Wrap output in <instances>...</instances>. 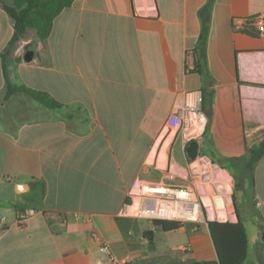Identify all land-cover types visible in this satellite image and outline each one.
I'll list each match as a JSON object with an SVG mask.
<instances>
[{"label": "crops", "instance_id": "obj_1", "mask_svg": "<svg viewBox=\"0 0 264 264\" xmlns=\"http://www.w3.org/2000/svg\"><path fill=\"white\" fill-rule=\"evenodd\" d=\"M12 5L0 0V264L198 260L197 246L199 260L216 259L207 223L164 231L120 215L134 182L187 185L204 160L241 177L247 202L236 211L256 216L264 252V152L246 170L251 148L264 145V34L249 23L264 0H74L43 43L27 29L9 47ZM187 50L198 55L195 70ZM8 84L62 105L7 96ZM198 94L207 122L190 160L168 118Z\"/></svg>", "mask_w": 264, "mask_h": 264}, {"label": "built area", "instance_id": "obj_2", "mask_svg": "<svg viewBox=\"0 0 264 264\" xmlns=\"http://www.w3.org/2000/svg\"><path fill=\"white\" fill-rule=\"evenodd\" d=\"M249 23L256 28L260 35L264 34V14L252 17ZM184 60L187 69L194 70L198 62V55L195 51L187 50ZM201 102L200 94L192 100L187 97L178 110L168 118V124L177 130L185 144L193 139H200L205 130L207 118L202 111ZM213 176L212 173H202L196 168H192L188 175L190 183L183 186L136 181L128 189L129 200L122 206L120 215L148 221L164 220L194 225L202 222L207 223L214 219L226 220L229 204L227 202L222 207L216 208L215 197L223 190L224 184L230 186V183L227 180L212 182V188L216 193L213 192V196H210L207 184L211 183ZM221 210L225 212L223 217L218 215V211ZM33 214L34 210L32 209L19 211L16 222L22 224ZM91 235L99 239L96 232H92ZM100 251L112 257L111 250L104 241L101 242Z\"/></svg>", "mask_w": 264, "mask_h": 264}, {"label": "trees", "instance_id": "obj_3", "mask_svg": "<svg viewBox=\"0 0 264 264\" xmlns=\"http://www.w3.org/2000/svg\"><path fill=\"white\" fill-rule=\"evenodd\" d=\"M74 0H12V6L7 11L13 21V34L9 42V47L15 45L23 36L27 29H33L36 33L35 43H43L48 37L54 18L69 7ZM209 4L213 0H208ZM206 29L203 28L200 38L199 57L204 56V46L206 42ZM198 62L195 69L197 68ZM194 69V70H195ZM16 92H25L34 100L48 108H59L62 104L51 98L47 93L33 90L23 85H7V96ZM264 152V145L251 148V158L246 164V170L251 175L254 163ZM235 221L210 220L207 222L208 230L216 252L214 260H182L178 257H168L160 260L137 259L123 264H243L248 251V234L238 210ZM155 227H160L164 231L176 230L180 223L164 220L150 221ZM151 231L144 235L151 239ZM264 264V255L262 263Z\"/></svg>", "mask_w": 264, "mask_h": 264}, {"label": "rangeland", "instance_id": "obj_4", "mask_svg": "<svg viewBox=\"0 0 264 264\" xmlns=\"http://www.w3.org/2000/svg\"><path fill=\"white\" fill-rule=\"evenodd\" d=\"M205 166L207 167L206 169L209 171H206L204 168ZM228 168H232L230 164H227ZM194 169L196 168L197 171L199 172H207V173H212L214 176L211 180V183L208 185L207 184V189L210 193V196H213L214 189L212 188V182L216 181H225L227 180L230 183V186L228 184L223 185V193H219L217 197H215V204L219 206V202L222 203V201L218 197H222L224 204L228 202L227 206V219L226 220H220V221H235L236 220V208L240 210L242 207L246 205L247 202V191L245 190L244 183L241 181V177L237 175V177H231V175L227 174L224 171H220L219 169H214V166L212 163H210L207 160H204L201 163H196L193 167ZM205 170V171H204ZM216 193V192H214ZM219 201V202H218ZM244 210L241 209V213L243 214ZM224 211H218V214H222L224 216ZM218 220V219H214ZM256 221L257 218L255 215H253L251 218H242V222L244 226L246 227L247 234H248V251H247V256L243 262V264H261L262 263V258L264 255V252L262 250L258 251L257 250V244H256ZM204 224V222H202ZM160 235L163 236H170V235H175L173 232L170 233H159ZM160 245V239H157V246ZM163 245V243H161ZM199 250V251H198ZM204 253V248H199L197 246V251H196V258L199 260L201 258V254Z\"/></svg>", "mask_w": 264, "mask_h": 264}, {"label": "water", "instance_id": "obj_5", "mask_svg": "<svg viewBox=\"0 0 264 264\" xmlns=\"http://www.w3.org/2000/svg\"><path fill=\"white\" fill-rule=\"evenodd\" d=\"M198 149H199V142H198V140H195V139L191 140L187 144V146L185 148V152H186L187 158L190 159V160H195L196 157H197V155H198ZM236 219H237V217H236ZM211 241H212V239H211Z\"/></svg>", "mask_w": 264, "mask_h": 264}, {"label": "bare ground", "instance_id": "obj_6", "mask_svg": "<svg viewBox=\"0 0 264 264\" xmlns=\"http://www.w3.org/2000/svg\"><path fill=\"white\" fill-rule=\"evenodd\" d=\"M205 168H207V167L205 166ZM223 192H224L223 190L220 191V193H223ZM218 198L222 201V203L218 201L220 204H219V206L217 204H215L216 208H220V207H222L224 205V201H223L222 197H218ZM218 215L220 217H223L222 214H218Z\"/></svg>", "mask_w": 264, "mask_h": 264}]
</instances>
